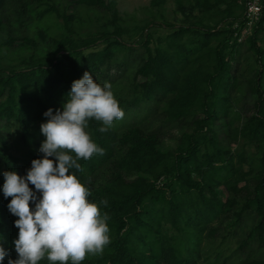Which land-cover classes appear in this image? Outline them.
I'll return each instance as SVG.
<instances>
[{
	"label": "trees",
	"instance_id": "16d2710c",
	"mask_svg": "<svg viewBox=\"0 0 264 264\" xmlns=\"http://www.w3.org/2000/svg\"><path fill=\"white\" fill-rule=\"evenodd\" d=\"M173 1L180 22L164 24L170 31L152 52L148 30L154 23L123 27L116 0H65L62 11L43 0H0V50L6 54L15 43L27 50L11 62L0 57V244L8 253L3 264L18 258L13 242L19 232L18 217L7 207L11 197L3 195V173L26 176L29 162L42 158L33 150L45 139L44 113L62 110L72 82L86 71L97 83L112 85L126 114L134 108L135 119L149 107L159 126L148 130L133 122L102 133V125L90 121L88 131L104 154L78 161L84 171L76 175L91 190L92 202L108 201L101 210L110 216L111 243L102 256L89 255L81 264H199L202 232L209 240L217 232L207 224L229 213L235 224L248 212L253 219L237 250L253 246L259 254L220 264H264V0L259 21L240 41L244 0ZM165 2L149 0L147 8L157 11ZM79 9L101 19L82 38L73 27ZM49 14L62 22L61 33L49 37L37 28L29 36V25ZM132 35L142 49L139 63L128 81L122 77L126 83L113 82L107 71L133 51L122 41ZM96 43L103 47L90 51ZM242 61L253 67L246 71ZM181 127L187 130L180 133ZM171 129L178 133L173 148L165 145ZM10 141L21 154L9 151ZM247 149L256 157L255 168ZM218 187L223 201L216 197Z\"/></svg>",
	"mask_w": 264,
	"mask_h": 264
},
{
	"label": "clouds",
	"instance_id": "9594fccd",
	"mask_svg": "<svg viewBox=\"0 0 264 264\" xmlns=\"http://www.w3.org/2000/svg\"><path fill=\"white\" fill-rule=\"evenodd\" d=\"M44 116L40 131L45 139L39 149L43 158L32 160L26 176L3 173V195L11 197L7 207L18 217L14 224L19 229L13 242L18 258H9L8 264H81L89 255L102 256L111 238L110 216L101 210L108 201L89 199L91 190L76 175L84 171L78 161L104 154L88 131L90 121L100 123L103 133L125 113L112 85L97 83L86 71L72 82L62 110L49 108ZM7 255L0 244V264Z\"/></svg>",
	"mask_w": 264,
	"mask_h": 264
},
{
	"label": "rangeland",
	"instance_id": "374dc122",
	"mask_svg": "<svg viewBox=\"0 0 264 264\" xmlns=\"http://www.w3.org/2000/svg\"><path fill=\"white\" fill-rule=\"evenodd\" d=\"M43 2L56 3L60 11L64 10L66 4L65 0H43ZM148 2L149 0H116V9L122 19L121 25L125 28H128V30L130 31V28H132L133 26H142L149 22L154 23L153 26H149L148 30L150 36L149 48L153 52V49L158 48L161 45L158 43V40L170 31L164 24L177 26L180 22L181 16L178 12H176L173 0H166L162 8L157 11L148 9ZM41 8H43V6L39 9ZM64 12H66V14L69 13L68 10H65ZM159 15H161L162 17H160ZM77 16L79 17L80 22L73 25L75 34L77 36L82 38L88 34L94 33L97 30L101 19L95 12L79 9L77 10ZM33 22L29 25L28 28L29 36L33 35V31L37 28L44 29L49 37H56L59 33H61L62 22L53 14L46 15L40 21L35 22V24H33ZM3 38L4 34L0 32V44ZM135 39H137L136 35H132L130 39L123 37L122 41L124 42V44L130 45L133 51L129 53L126 52L124 58L121 57L122 53H118L117 56L119 58L121 57L119 61L120 67L119 65L110 67V69L107 71L108 78L113 82L115 79H120L122 83H126L124 79H122V77L125 76L126 81H128V79L131 77V72L139 63L138 55L141 54L142 49L138 47V44L136 42H131ZM16 45L17 44L15 43L14 49L7 50L6 54L3 53L5 51L0 50L1 61L3 60V62H11L17 57L26 55V48L17 47ZM258 45L260 46L261 44L258 43ZM102 47V43H96L94 47L90 48V51L100 50ZM84 52L86 53L88 52V50H85ZM252 67L253 65L249 61L247 63L242 61V68L246 71L250 70ZM137 81L140 82L141 79H137ZM148 108L149 107L143 108V111L138 114V117H136L135 119L133 117L134 113L136 114L137 110H134V108L128 109L129 111L131 110L129 112L130 114H126L127 112L123 110L125 113L124 118L120 121H117L114 124L113 128L115 130H119L129 123L132 124L133 122H140V124L144 125L146 128H148V130L155 129L157 126H159V122L152 120L153 116L149 113L151 111H148ZM186 130L187 128L181 127L180 133ZM8 131L10 134H13L15 132V129L14 127L10 126ZM176 131V129H171L169 133L165 132L167 137L165 145L171 148L175 146L176 138L178 136V133H176ZM8 145L9 151L11 153H14L15 142L10 141ZM23 150L25 151V149L22 148L21 152H24ZM1 151L2 153L4 152L3 150ZM247 151L248 152L246 154L248 155V161L251 163L253 168H255L257 163L256 157L253 155V151L251 149H247ZM15 154L18 155L21 153L15 152ZM33 155L41 156L43 158V154L39 151L38 148H34ZM251 160H253V164ZM30 163L31 162H29V164ZM242 168L243 170H246L247 166H243ZM215 192L218 200L223 201L225 199L226 195L222 187L216 188ZM205 196L207 198L210 197L206 193ZM252 219L253 215L248 212L247 214H245V216H242L241 220H239L238 223L233 224L231 223L232 217L229 213L227 217L220 218L219 222L221 223H219L217 220H213L209 224H207L206 229H208L209 227H215L217 228V232L213 234V239L210 240L205 237L207 230L202 232L199 248L203 251V258L201 259V261H199V264H220L221 261L227 258L231 261L237 260L238 262L239 259H243L246 255L255 257L257 254H259L254 250L255 248L253 246H251V248L237 250V245L243 238V235L245 234L246 229L251 224ZM205 258H207L208 260H205Z\"/></svg>",
	"mask_w": 264,
	"mask_h": 264
},
{
	"label": "built area",
	"instance_id": "2783aa9c",
	"mask_svg": "<svg viewBox=\"0 0 264 264\" xmlns=\"http://www.w3.org/2000/svg\"><path fill=\"white\" fill-rule=\"evenodd\" d=\"M263 0H244L242 19L244 26L240 32L238 41L243 39L245 35H248L251 28L259 21L262 10Z\"/></svg>",
	"mask_w": 264,
	"mask_h": 264
}]
</instances>
